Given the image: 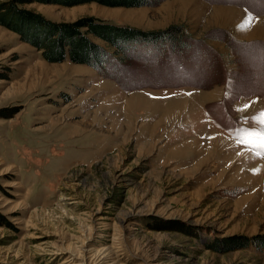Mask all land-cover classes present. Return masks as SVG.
Segmentation results:
<instances>
[{
  "label": "rangeland",
  "instance_id": "obj_1",
  "mask_svg": "<svg viewBox=\"0 0 264 264\" xmlns=\"http://www.w3.org/2000/svg\"><path fill=\"white\" fill-rule=\"evenodd\" d=\"M72 1L21 7L171 42L89 35L100 71L0 24V264H264V0Z\"/></svg>",
  "mask_w": 264,
  "mask_h": 264
},
{
  "label": "trees",
  "instance_id": "obj_2",
  "mask_svg": "<svg viewBox=\"0 0 264 264\" xmlns=\"http://www.w3.org/2000/svg\"><path fill=\"white\" fill-rule=\"evenodd\" d=\"M35 1L44 2L45 0H9L0 4V24L17 32L23 41L42 50L44 58L48 61L59 62L69 58L75 63L87 64L101 71L104 68L102 62L108 58V53L90 41L89 35L104 40L115 47L118 53L124 51V54H128V46H131V44L144 41L152 43L161 39L171 42L170 35L167 32H140L95 17L82 18L72 25L57 24L44 19L40 14H35L21 7ZM57 1L68 4L70 0ZM159 1L73 0V3L70 4L97 2L108 6H141L156 4Z\"/></svg>",
  "mask_w": 264,
  "mask_h": 264
},
{
  "label": "snow or ice",
  "instance_id": "obj_3",
  "mask_svg": "<svg viewBox=\"0 0 264 264\" xmlns=\"http://www.w3.org/2000/svg\"><path fill=\"white\" fill-rule=\"evenodd\" d=\"M248 105H245L247 108ZM259 130H238V142L247 146L257 157L264 159V112L258 118Z\"/></svg>",
  "mask_w": 264,
  "mask_h": 264
}]
</instances>
